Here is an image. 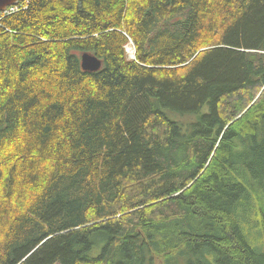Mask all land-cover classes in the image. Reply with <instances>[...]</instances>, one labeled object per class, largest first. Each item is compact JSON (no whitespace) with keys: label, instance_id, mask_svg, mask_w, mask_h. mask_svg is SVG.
Instances as JSON below:
<instances>
[{"label":"trees","instance_id":"obj_1","mask_svg":"<svg viewBox=\"0 0 264 264\" xmlns=\"http://www.w3.org/2000/svg\"><path fill=\"white\" fill-rule=\"evenodd\" d=\"M18 7L0 16V264H264L239 211L256 193L264 235V0Z\"/></svg>","mask_w":264,"mask_h":264},{"label":"rangeland","instance_id":"obj_2","mask_svg":"<svg viewBox=\"0 0 264 264\" xmlns=\"http://www.w3.org/2000/svg\"><path fill=\"white\" fill-rule=\"evenodd\" d=\"M125 50L127 51L128 58L130 60H135L136 49L134 45L130 43ZM183 118L184 117L179 116L178 114H173V119L184 120ZM263 191H261V194L263 193ZM253 195L255 201L251 202V206L248 203H245L243 206H240L239 211H242L241 214L243 218H241L240 221L242 227L244 228V232L247 235L246 238H248L249 242L253 246H258L260 245L261 241H264L263 232L261 231L258 225V220L260 217L258 210L260 209L262 202L257 199V197L255 196L256 193H254Z\"/></svg>","mask_w":264,"mask_h":264},{"label":"water","instance_id":"obj_3","mask_svg":"<svg viewBox=\"0 0 264 264\" xmlns=\"http://www.w3.org/2000/svg\"><path fill=\"white\" fill-rule=\"evenodd\" d=\"M22 0H0V13L6 12L8 8L18 5ZM103 62L95 55L85 53L81 57V66L85 72H98L103 67Z\"/></svg>","mask_w":264,"mask_h":264},{"label":"built area","instance_id":"obj_4","mask_svg":"<svg viewBox=\"0 0 264 264\" xmlns=\"http://www.w3.org/2000/svg\"><path fill=\"white\" fill-rule=\"evenodd\" d=\"M19 9H20V8L18 7V5L13 6V7H10V8L7 9L6 12H1V13H0V16H1V15H2V16L9 15V14L14 13V12H16V11H19ZM0 20H1V18H0Z\"/></svg>","mask_w":264,"mask_h":264}]
</instances>
